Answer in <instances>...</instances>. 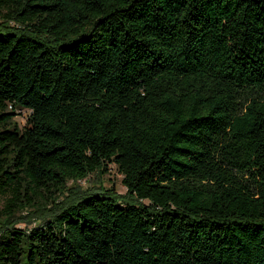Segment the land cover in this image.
Returning a JSON list of instances; mask_svg holds the SVG:
<instances>
[{
  "label": "trees",
  "instance_id": "obj_1",
  "mask_svg": "<svg viewBox=\"0 0 264 264\" xmlns=\"http://www.w3.org/2000/svg\"><path fill=\"white\" fill-rule=\"evenodd\" d=\"M0 264H264V0H0Z\"/></svg>",
  "mask_w": 264,
  "mask_h": 264
},
{
  "label": "rangeland",
  "instance_id": "obj_2",
  "mask_svg": "<svg viewBox=\"0 0 264 264\" xmlns=\"http://www.w3.org/2000/svg\"><path fill=\"white\" fill-rule=\"evenodd\" d=\"M17 115L13 120V123L18 127L23 128L26 125V119L29 116V112L25 110H17L15 111ZM122 176L117 173L114 167H110L109 172L107 174L96 173L90 175L87 179L80 181L78 183H68V190L66 191L67 196H74L75 193H78L81 190L87 189H97L102 192H110L115 191V193L119 196H125L126 190L121 185ZM63 198V197H61ZM62 200V199H61ZM47 209L46 206H43ZM48 213L46 210L38 211L36 213L26 212L23 214H19L16 217V227L23 231H29L32 227L35 226V223L32 222L33 219L40 215V218H43Z\"/></svg>",
  "mask_w": 264,
  "mask_h": 264
}]
</instances>
